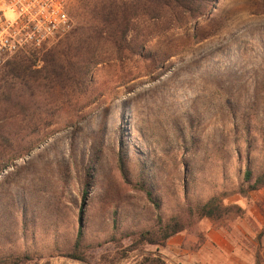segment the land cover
Segmentation results:
<instances>
[{
  "label": "rangeland",
  "instance_id": "1",
  "mask_svg": "<svg viewBox=\"0 0 264 264\" xmlns=\"http://www.w3.org/2000/svg\"><path fill=\"white\" fill-rule=\"evenodd\" d=\"M103 1L72 0L69 29L44 48L79 26L80 4ZM202 5L180 27L136 20L160 33L90 69L73 123L57 129V83L38 108L0 107V264H264V185L238 192L246 169L251 182L264 171V0ZM213 196L241 210L195 218L164 245L136 240ZM79 228L84 260L70 257Z\"/></svg>",
  "mask_w": 264,
  "mask_h": 264
},
{
  "label": "trees",
  "instance_id": "2",
  "mask_svg": "<svg viewBox=\"0 0 264 264\" xmlns=\"http://www.w3.org/2000/svg\"><path fill=\"white\" fill-rule=\"evenodd\" d=\"M212 2L214 0H104L101 4H80L77 13L79 26L75 30L57 40L52 47L15 54L5 63L0 72V107L3 113L15 106L38 108V103L32 101L33 97L39 96L37 93H46L57 83L60 100L55 105L67 111L66 119L62 125L57 124V129L73 123L78 112L87 104L82 100L87 95L85 84L91 80L90 69L105 61L123 60V51L134 52L135 46L141 49L153 34L160 33L156 27L158 22L153 23L154 28L150 29V24H138L136 20L139 21L143 15L155 18L156 21L161 16H168L164 21L166 26H170L172 21L174 24L171 26L180 27L185 17L197 19L204 15L202 4ZM130 32H137L141 39H129ZM105 43L114 47L112 58L109 56L111 53L98 51ZM37 62L42 64L41 67H35ZM54 123L61 122L57 120ZM46 136L47 134L44 138ZM251 179L252 170L248 168L244 172L243 183L238 188L243 196H248L250 191L264 185V171L253 182ZM137 186L146 193L155 207L159 206L152 192L143 183ZM221 201V197L213 196L205 203L188 206V213L158 216L154 226L136 233V240L140 243L164 245L166 240L190 226L195 218H220L224 209L241 210L236 204L223 206ZM80 235L79 228L70 257L84 260L83 254L78 252ZM4 262L5 259L1 263ZM151 264H154L153 261Z\"/></svg>",
  "mask_w": 264,
  "mask_h": 264
},
{
  "label": "built area",
  "instance_id": "3",
  "mask_svg": "<svg viewBox=\"0 0 264 264\" xmlns=\"http://www.w3.org/2000/svg\"><path fill=\"white\" fill-rule=\"evenodd\" d=\"M72 0H0V72L15 54L38 50L70 27Z\"/></svg>",
  "mask_w": 264,
  "mask_h": 264
}]
</instances>
